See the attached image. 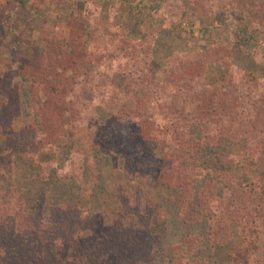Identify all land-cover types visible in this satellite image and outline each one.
<instances>
[{"label":"rangeland","instance_id":"rangeland-1","mask_svg":"<svg viewBox=\"0 0 264 264\" xmlns=\"http://www.w3.org/2000/svg\"><path fill=\"white\" fill-rule=\"evenodd\" d=\"M250 23L251 16L239 0H0V167L9 166L10 170L0 172V191H3L4 198L0 207L14 193L27 202L28 208L27 204L25 208L32 214L33 201L42 198L38 202L35 218L42 221L43 227L33 229L28 226L21 233L18 220L4 224L7 229L0 225V264L13 261L20 254L29 257V264H62L58 247L61 241L49 230L65 236L66 227L71 228V225L63 223L68 219L54 215L52 206L78 205L86 219H90L89 226L96 229V226L101 228L104 224L111 228L116 226L114 222L125 212L122 195L127 196L130 211H145L148 201H157L166 218L154 224L159 240L154 239L152 248L147 251L148 257L139 264H172V260L179 257L194 264H228L235 248L247 242L244 229L236 221L228 220L226 236L221 242L213 244L209 240L211 235L213 237L209 229L212 219L207 217L213 215L214 210L204 215L202 207H197L202 216L189 220L183 215L177 193L167 185L170 167L166 163L175 158L169 145L172 146L178 134L154 132L159 149L155 147L153 150L159 156V161H150L151 150L145 156L149 164H155V167H149L148 173L154 172L155 175L129 176L124 165L133 155H139L141 148L130 141L133 126L127 121L115 124L123 141L121 149L113 153L110 148H104L111 141L110 135L101 133L108 130L105 126L95 128L93 121L90 127L77 130L67 128H71L72 118L64 121L66 117L58 109L56 113L46 110L44 101L49 97L50 88V78L46 72H49L50 66L53 67L52 81L60 82L61 88L67 87L70 92L64 105L59 107L76 106L81 101H87L91 103V109H83L82 115L91 118L96 115L93 111H98L100 117H105L106 109L99 110L98 105L106 104L111 89L122 87L121 71L146 68L154 78L158 69L164 71L166 67L180 66L182 62L186 65L184 69H188L189 58L196 59L200 55L205 58L199 67L207 69V73L203 74V69H200V74L188 77L180 85H195L197 88L209 83L217 90L222 89L224 86H221L219 73L212 69L219 66V71L228 72L225 77L227 83L237 82L238 89L232 88L227 103L238 110V114H247L252 124L257 112H254L256 110L251 104L262 98L264 88L258 91L245 80L241 82V78L244 71L264 66V40L260 34L253 33ZM140 39H145L146 56L140 54L139 49L127 53V49L122 48L128 44V40ZM217 44L223 45L219 61L214 57L208 59L211 48ZM55 47L75 50L72 58L75 60L60 55V64L49 65L48 55L54 54L52 50ZM164 79L161 77V81ZM163 85L143 99L140 109H126L123 117L127 118L132 113L136 118L152 112L159 117L160 123L163 122V128L170 131L169 122L163 118L172 117L175 110L164 107L163 103L173 99L174 94L178 101L193 96L184 89L175 91L171 88L172 93L168 89V94H165ZM159 93L166 97H160ZM90 94L94 98L91 102L87 100ZM131 99H134L133 94ZM68 100H71V104ZM145 105L151 108L146 110L143 108ZM213 111L212 116L222 114L218 107ZM205 115L208 114L205 112ZM73 134L85 136L86 140L81 142ZM96 137L99 144L96 143L98 147L93 149ZM44 140L49 143L33 153L15 149L26 142V147L34 150ZM147 141L146 144L153 148L154 144L149 145ZM166 142L169 143L166 145ZM237 142L223 139L214 157L201 158L198 163L203 172L194 175V194L202 192L210 180L221 197L229 194L220 181L221 177L213 173L216 167H221L220 154L258 161L259 153H250L244 143ZM163 145H166L167 154L164 159L165 152L160 151ZM190 145L191 150L197 151L196 143L188 147ZM123 148L127 150V155L120 153ZM252 162L246 160L243 166L255 175L261 173L260 166L252 165ZM186 164L190 170L194 169L192 163ZM87 165L90 170H99L97 184L93 182L91 171H86ZM210 204L214 205L213 202ZM222 214L218 211L220 219L227 217ZM124 221L126 223V219ZM124 227L121 224L118 231L124 232ZM85 232L90 234L89 229ZM263 241H259L258 250L255 251L258 259L251 260V264H264V249L261 250ZM78 247L88 251L86 244H77ZM125 261V264L133 262L129 257ZM78 263L76 260L75 264Z\"/></svg>","mask_w":264,"mask_h":264},{"label":"trees","instance_id":"trees-1","mask_svg":"<svg viewBox=\"0 0 264 264\" xmlns=\"http://www.w3.org/2000/svg\"><path fill=\"white\" fill-rule=\"evenodd\" d=\"M239 3L251 16L250 25L253 33L260 34L262 40H264V0H239ZM127 43L129 45L122 46V48L127 49V53L131 52L133 49H139L140 54L146 56L145 39H140L139 41L128 40ZM222 47V44L213 46L211 48V53L214 55L210 53L208 59L214 57L216 61H219V57H221L220 49ZM148 50L149 47H147V51ZM52 51L54 54L50 52L51 55H48L51 62L49 65L60 64L58 58L60 55H66L70 60H75L72 59L76 53L75 50L55 47ZM199 57L200 55L196 56V59L189 58L188 69H184L186 65L183 62L180 63L179 66L177 62L173 60L177 65L174 67L168 66L164 71L158 69L154 77L155 79L151 77L146 68L121 71L123 75L122 87L111 89L106 104L100 103L98 105V108H100L99 110L105 108L107 114L105 117H100L98 111H93L96 115L91 118L82 115L83 109H91L92 105L87 101H81L80 104L76 106L59 107V105H64L67 100L66 96H68L70 92L67 87L61 88L62 85H60V82L52 81L54 76L51 75V71H54V69L50 66L49 72H46V76L51 79L48 78L50 83V88L48 90L49 97L44 101V104L46 110L49 112L56 113V109H58L61 114L66 117L64 121H70L69 119L72 118L71 128L66 126L69 129L77 130L90 127L93 121L96 125L95 128L99 129L101 126H105L108 130H104L101 133L103 135L107 134V136L110 135L111 141L109 140V145L106 144L104 148H110L112 153L121 149L120 146L123 141V136L115 129V124L127 121L130 126H133V136L130 141L132 144L138 145L141 148H139V155H133L124 165L129 176L141 175L142 177H147L149 174L155 175L154 172L148 173L149 167H155V164H149L147 160L148 157L145 156V154L151 150L149 155V157H151L149 158L151 159L150 161H159V156L155 154L153 150L157 146L156 143L159 142L157 137L153 135L154 132L163 131L165 134L171 132L177 133L181 138L176 135L175 141H172V146L169 145V148H172L175 158L167 160L166 163V166L170 167L167 171V176H170L167 185L177 193L181 201V207L183 208V215L190 220L191 218L195 219L196 217L199 218L202 216L201 213L197 211V207H202L204 215L207 211L214 210V214L207 217L209 220L212 219L211 224H209V229L212 230L211 233L213 237L211 235L209 240H211L213 244L221 242V239L226 236L228 220L236 221V223L244 229V237L247 242L245 245L235 248L228 264H251V260L258 259L255 251L258 250L259 241L264 239V91H262V98L257 99L256 103L251 104L256 110L254 112H257L256 119L251 124V120L247 118V114L244 115L242 112L238 114V110L232 108L229 102L227 103L228 98L231 97L230 92L232 88L238 89L236 87L237 82H234V84L231 82L227 83L225 77L228 72L219 71V68H217L219 66L216 65L212 69L218 71V77L221 79V84H223L221 86H224L222 89L217 90L215 86H211L209 83L201 84V86H197V88L195 85H190V87L185 84L180 85L183 81L185 83L188 77H192L194 74H200V69H203V67L199 66L205 57ZM203 71V74L207 73V69H203ZM242 75L241 82L245 80L246 83L250 84L258 91L261 90L260 88H264V66L244 71ZM161 77L165 79L161 81ZM173 82L178 85L173 84ZM161 83L165 84L162 86L166 91L165 94H168V89L170 92L171 88L175 91L184 89L185 92H190L193 96L192 101V98L178 101L179 98L174 94L173 99L168 100L169 104H171L170 106L167 100L163 103L164 107L168 106L170 109L173 108L175 110V114L172 117L167 118L165 116L163 118L169 122L171 126L170 131L165 127L163 128V122L160 123V120H158L159 117L152 112L144 113L142 116H137L136 118L132 113L127 118L123 117L126 109L129 111L140 109V105L143 104V99H145L146 96H150V92H154L155 89L161 87ZM235 93L237 94L236 91ZM132 94L134 95V99H131ZM159 96L162 98L166 97L160 93ZM214 98H217V100ZM87 100L90 102L94 100L92 94H90ZM195 100H197V102ZM68 102L71 104V100H68ZM187 107L188 110L186 109ZM215 107L220 108L222 114L212 116ZM143 108L147 110L151 108V106L149 105L147 107L145 105ZM186 110L187 112H185ZM205 112L208 115H205ZM250 124L251 126H249ZM216 126L221 127L222 130L218 127L215 128ZM182 128H184V130H182ZM205 128H207V132L204 133ZM73 136L75 135L73 134ZM93 137H95V135ZM75 138L81 142L86 140L85 136L81 137L76 135ZM147 139L149 145L154 144L153 148H150L146 144ZM182 139H185V141ZM223 139H234L235 142H237L236 139H238L237 143H244L250 153L255 155L259 153L258 161L255 162L252 160L253 158L248 157L237 158L235 155L220 154L219 164L221 167H219V169H216V167L213 173L221 177L220 181H222L229 190V194L225 197H221L217 194L215 189L216 186L212 180L207 182L202 192H199L197 195L194 194V175L203 172V168L198 162L205 156L214 157V152L217 153L218 147L221 145ZM193 142L196 143L197 151L191 150V145L189 146L190 148L188 147V145ZM46 143L49 142L45 140L40 141L39 147L31 150L26 147L28 143L23 142L19 144L18 147H15V149L17 148L16 150L20 152L30 151L33 153L45 147ZM96 143L97 137L94 141L93 149L98 147L97 144L99 143ZM168 143L169 142H166V145ZM166 145L160 148L161 152H165L163 159L167 156L165 151ZM157 149L159 148L156 147V150ZM126 151L127 150L123 148V151L120 153L122 155H127ZM246 160H249V162L253 161L252 165L255 164L257 167L260 166L262 174L259 173L255 175L251 173L252 171L245 168L246 166L243 165L246 164L244 163ZM261 162L263 165H260ZM186 163H192V168L195 169V172L194 169L190 170ZM240 165L242 166L239 167ZM85 169L86 171H91V175L94 178H92L93 182L97 184L100 175L99 170H90L91 168L88 165ZM3 170L10 172L9 166L5 168L0 167V172H4ZM13 194L12 196L10 194V198L7 202L4 204L1 203L0 225L3 226V229H7V226L4 224L16 223L17 220L18 228L21 233H24L28 226H30V228L33 227V229H43L42 221L40 219L36 220L35 218L36 211L39 207L38 202L42 200V198L33 201V213L31 214L27 211V202L23 198ZM126 197L127 196L123 195L121 197L124 199L122 205L125 212L124 214L121 213L120 219L114 222L116 226H110L111 228L103 226L104 224H102L101 228L96 226V229L89 226L90 219H86L84 212L81 211L78 205L68 203L67 206L63 204L52 206L54 215H58L60 219L61 217L63 219H68V222L66 221L63 223L65 225L70 223L71 225V228L66 227L67 232L65 236L61 235L60 232L49 230L50 233H54L57 239L61 241L58 247L62 264H75L76 260L77 262L79 261L78 264H125V259L127 257L132 259L133 262L131 264H139L141 261L146 260V257H148L147 251L152 248L155 240H159L157 234H155L154 224L163 222L166 218L164 214H162L161 207L157 201H148L145 211H130ZM2 199H4L3 191H0V202ZM211 202L214 203L213 206L210 204ZM26 204L27 208H25ZM218 211L227 217L220 219L219 216L221 214L218 215ZM100 215L101 213L98 216L100 217ZM11 217L14 218L10 220ZM125 219L126 223L127 219L129 220L127 224L124 221ZM97 221H99V219H97ZM121 224L126 226L124 227V232L122 230L118 231L121 229ZM88 229L90 230V234H86L85 232ZM80 230L82 232H79ZM68 232L69 234L67 235ZM120 235H123V238H120ZM77 244H80V246L86 244L88 246V251L82 250L83 247L82 249L80 247L77 248ZM98 249L100 250L99 252L97 251ZM263 249L264 246L262 245L261 250ZM41 257L42 259L44 258V252H42ZM13 259L15 260L6 261V264L30 263L29 257L24 256V254L16 255ZM32 264H34V262ZM172 264L194 263L190 260L185 261L183 257H179L172 260Z\"/></svg>","mask_w":264,"mask_h":264}]
</instances>
